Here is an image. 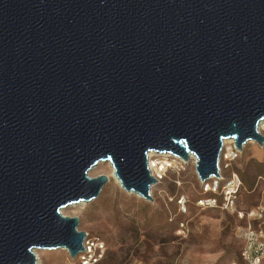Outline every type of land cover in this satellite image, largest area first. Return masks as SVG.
<instances>
[{
    "label": "water",
    "instance_id": "obj_1",
    "mask_svg": "<svg viewBox=\"0 0 264 264\" xmlns=\"http://www.w3.org/2000/svg\"><path fill=\"white\" fill-rule=\"evenodd\" d=\"M262 121L264 0H0V264L84 252L99 163L152 202L149 153L204 185Z\"/></svg>",
    "mask_w": 264,
    "mask_h": 264
},
{
    "label": "rangeland",
    "instance_id": "obj_2",
    "mask_svg": "<svg viewBox=\"0 0 264 264\" xmlns=\"http://www.w3.org/2000/svg\"><path fill=\"white\" fill-rule=\"evenodd\" d=\"M154 158L152 175L164 178L152 187V202L119 188L108 177L110 168L99 163L89 176L105 175L109 181L98 198L63 211L64 216L78 218V231L104 243L100 264L241 263L239 232L248 220L239 213L264 205V145L246 143L239 159L224 173L226 179L235 174L241 182L233 209H225L219 195L203 192L192 160L184 162L182 169L161 171L157 164L163 163ZM207 197L216 198L218 206L198 207L197 200ZM179 198L186 202V213L177 205ZM251 225L264 229V220ZM37 252L39 264H68L70 259L65 250Z\"/></svg>",
    "mask_w": 264,
    "mask_h": 264
},
{
    "label": "built area",
    "instance_id": "obj_3",
    "mask_svg": "<svg viewBox=\"0 0 264 264\" xmlns=\"http://www.w3.org/2000/svg\"><path fill=\"white\" fill-rule=\"evenodd\" d=\"M241 151L235 147L233 140H226L223 142L222 150L218 160L219 177L212 178L203 186L204 193L219 195L222 198L221 205L225 209H233L236 195L240 189L241 182L237 175L231 174L229 178H225L224 173L229 171L232 165L239 159ZM158 162L163 165L157 164L158 168L163 171L169 169L171 171L183 168L179 158L173 157L168 154L159 155ZM167 156V157H166ZM177 163L172 167L170 162ZM178 159V160H177ZM161 177V176H160ZM164 178V177H163ZM163 178L157 182L160 183ZM185 200L179 198L177 205L182 213H186ZM219 204L218 200L214 197L200 198L197 200V206L200 208H215ZM240 218H246L248 225L241 229L239 237L242 241L241 250V263L234 264H263L264 263V229L261 226L257 228L252 227L251 222H261L264 220V205L247 210L244 213H239ZM84 252L80 253L75 259H69L68 264H100L105 256V245L98 238L86 237L84 243Z\"/></svg>",
    "mask_w": 264,
    "mask_h": 264
},
{
    "label": "bare ground",
    "instance_id": "obj_4",
    "mask_svg": "<svg viewBox=\"0 0 264 264\" xmlns=\"http://www.w3.org/2000/svg\"><path fill=\"white\" fill-rule=\"evenodd\" d=\"M264 129V121H262L261 123H259V125H258V131H259V133L261 134V131ZM153 157H155L154 158V161H156L157 159L159 160V157H163V156H159V155H157V154H154V153H149L148 154V169H149V171H150V174L152 175V171L154 170L153 169V165H152V158ZM167 157V156H166ZM163 158H165V157H163ZM174 160V159H173ZM176 160V159H175ZM175 160H174V163H172V161L170 162V164H171V166L172 167H175L176 165H177V163L175 162ZM178 160V159H177ZM189 160H192L193 162V164L196 166V159L194 158V156H192V155H190L189 156ZM178 161H181L182 162V164L184 165L185 163L183 162V160L182 159H179ZM109 168H110V172L108 173L109 175H108V177L111 179V180H113L114 182H115V184L119 187V188H121V186H120V183H119V181L117 180V178H116V176L114 175V171H113V169H112V166L110 165V163H108V162H106L105 163ZM95 168V167H94ZM168 170V169H167ZM166 170V171H167ZM165 171V172H166ZM152 177H153V175H152ZM154 178V177H153ZM212 179V178H211ZM156 181H158V178L157 179H155ZM152 189V188H151ZM128 194H132L133 196H135L136 198H141L139 195H137V194H135V193H128ZM85 203H78L77 205H73V206H70V207H68V208H73V207H75V206H82V205H84ZM62 215H63V211H62ZM64 216V215H63ZM61 250H63V249H61ZM34 254H35V257H36V264H39V253L37 252V250H35L34 251Z\"/></svg>",
    "mask_w": 264,
    "mask_h": 264
}]
</instances>
